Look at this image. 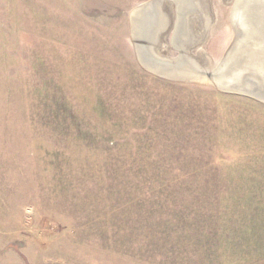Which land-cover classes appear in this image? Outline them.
Instances as JSON below:
<instances>
[{"label":"rangeland","instance_id":"374dc122","mask_svg":"<svg viewBox=\"0 0 264 264\" xmlns=\"http://www.w3.org/2000/svg\"><path fill=\"white\" fill-rule=\"evenodd\" d=\"M146 1L0 0V264H264V97L143 67ZM201 1L185 48L208 69L233 0Z\"/></svg>","mask_w":264,"mask_h":264},{"label":"bare ground","instance_id":"6f19581e","mask_svg":"<svg viewBox=\"0 0 264 264\" xmlns=\"http://www.w3.org/2000/svg\"><path fill=\"white\" fill-rule=\"evenodd\" d=\"M162 1L165 0H149L148 2L146 1V3L144 2V4H141V5H145V7L147 5L150 6V8L147 10V13L145 14L146 20H148V24H149L148 26L149 30H147L148 35L146 37L147 40L145 41L146 43L145 47L147 46L146 48L149 51V53L152 56H154L155 60H158L161 63L159 65H155L156 67L154 66L149 67V69L152 72L160 76L176 75L178 77H181V79L182 77H185V78H194L195 80H199V81L201 80L208 81L207 74L218 71V73L214 78L218 83L217 87L224 89L230 88L232 90H243L246 87H253L254 90L256 89L255 91L260 94L258 96L264 97L262 91L264 85L263 35L261 37V41H262L261 53L260 52L257 54L252 53L254 49L253 43H251L248 48L246 45H243L240 42L239 44L238 43L235 44V48L233 49V52L231 54V60L228 62L229 63L228 66H225L221 70H218L215 68L216 65H218L217 63L214 67H210L208 69L203 68L205 66L202 67L198 65L199 61H197L198 62L197 63L192 58L188 57V55L186 54L187 48H185V46L188 40L190 41L191 39L190 36H192L193 34L190 32L189 30L190 28L187 27V22H188L187 14L192 11H195L197 6L198 8H203L204 4H202L201 0H167L168 2L172 3L176 8V12H175L176 21L174 20L175 23L173 25L171 44L176 48L177 51H179V53L177 56H175V58L162 56L163 54L162 55L158 54L157 50L153 47V44L157 43L156 39H157V34H159L158 32L166 27L165 12L163 10V7L161 8L159 4ZM263 1L264 0H233L229 14L230 20L232 21V23H234V25L238 24L241 25L242 27L247 25V26H251L252 29L253 28L255 29V27L252 25L253 24L252 17H258V19L261 21L260 23L263 25V14H264L263 5H262ZM257 12H260V14H257ZM209 22H210L209 20L204 21L203 29L206 30L209 28L210 26ZM202 32L203 31L201 29L200 33L202 34ZM153 40L155 42L152 43ZM241 55H245L246 57L243 59H239ZM168 61H170L171 64H169ZM250 77H253V79ZM255 77L262 82L261 83L262 90L258 89L257 85L248 83L250 81L257 83L256 81L258 80L255 79ZM230 84H232L233 87H230Z\"/></svg>","mask_w":264,"mask_h":264},{"label":"water","instance_id":"95a60500","mask_svg":"<svg viewBox=\"0 0 264 264\" xmlns=\"http://www.w3.org/2000/svg\"><path fill=\"white\" fill-rule=\"evenodd\" d=\"M263 11H264V1H263ZM150 8L149 5H147L145 7V5H141L138 6L136 8L133 9V11L131 12L130 15V26H131V37H132V41L134 43V48H135V52L137 53V59L139 61V63L141 65H143V67H145L146 69L150 70L149 67H156L155 65H159L161 64L158 60L154 59V56H152L149 51L147 50V48L145 47L146 43L145 41L147 40V30H149V24H148V20H146V16L145 14L147 13V10ZM257 14H260V12H257ZM256 14V15H257ZM252 25L255 27V29L251 28V26H247L245 25L244 27H242L241 25H234V23L231 24L233 26L234 29V38L231 41V43L229 44V46L227 47L225 53L223 54L222 58L220 59V61L218 62V65H216V69L221 70L223 67L228 66L229 65V61L231 60V54L233 52V49L235 48V44H239L241 42V44L246 45L249 48V45L251 43L254 44V49L252 51L253 54H257V53H261V37L263 35V41H264V14H263V25L260 23L261 21L258 19V17H252ZM251 25V23H250ZM255 31V32H254ZM264 56V54H263ZM245 55H241L239 57V59H243L245 58ZM169 64H171L170 61H168ZM163 64V63H162ZM151 71V70H150ZM217 72H211L210 74H207L208 76V82L210 84H212L213 86L217 87L218 83L217 81L214 79ZM164 77H177L176 75H172V76H164ZM253 79V77H250ZM249 79V78H248ZM255 79H257L258 81H256V85L257 88L262 87V82L255 77ZM254 79V80H255ZM250 83V82H248ZM216 84V85H215ZM248 86V85H247ZM230 87H233L232 84H230ZM219 89L225 90V91H232V92H238V91H248L250 92L251 90H249L251 87H246L243 90H232L230 88L224 89V88H220L217 87ZM263 96H264V85H263ZM258 93V92H257ZM257 96L260 95L259 93L256 94Z\"/></svg>","mask_w":264,"mask_h":264}]
</instances>
